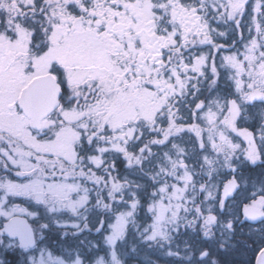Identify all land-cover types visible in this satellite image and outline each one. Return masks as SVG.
<instances>
[{
  "label": "snow or ice",
  "instance_id": "1",
  "mask_svg": "<svg viewBox=\"0 0 264 264\" xmlns=\"http://www.w3.org/2000/svg\"><path fill=\"white\" fill-rule=\"evenodd\" d=\"M264 264V0H0V264Z\"/></svg>",
  "mask_w": 264,
  "mask_h": 264
},
{
  "label": "flooded vegetation",
  "instance_id": "2",
  "mask_svg": "<svg viewBox=\"0 0 264 264\" xmlns=\"http://www.w3.org/2000/svg\"><path fill=\"white\" fill-rule=\"evenodd\" d=\"M229 259L233 260L234 264H241V262L245 259V257L242 255H237L235 257H230Z\"/></svg>",
  "mask_w": 264,
  "mask_h": 264
}]
</instances>
